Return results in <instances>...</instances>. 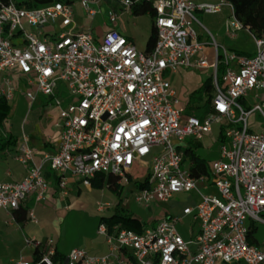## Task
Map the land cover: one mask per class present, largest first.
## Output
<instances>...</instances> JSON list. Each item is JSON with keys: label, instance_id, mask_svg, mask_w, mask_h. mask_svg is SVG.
I'll use <instances>...</instances> for the list:
<instances>
[{"label": "built area", "instance_id": "built-area-1", "mask_svg": "<svg viewBox=\"0 0 264 264\" xmlns=\"http://www.w3.org/2000/svg\"><path fill=\"white\" fill-rule=\"evenodd\" d=\"M99 1L78 0L89 20L99 12L91 4ZM139 1L120 3L129 9ZM147 1L156 31L150 51L138 50L114 27L101 35L89 26L74 30L71 3L0 1V98L9 102L16 92L30 100L46 96L59 109L60 129L57 150L37 162L22 135L14 157L26 174L0 181V209H18L31 193L43 201L52 184L47 172L62 190L69 177L90 187L98 175H111L146 208L194 192L198 202L184 206L181 215L166 214L140 232L100 222L96 232L108 251L92 255L75 247L66 264H264V240L251 244L247 237L251 222L264 223V38L243 26L228 0ZM223 7L231 12L225 22L231 37L243 28L253 36V56L219 45L209 31H203L206 41L200 40L194 13L214 14ZM107 16L116 22L115 12ZM177 68L210 71L212 95L203 118L184 114V103L165 78ZM252 113L262 118L256 131L248 120ZM213 125L223 136L217 156L206 173L193 176L186 141L202 142ZM209 188L216 194L201 191ZM188 216L199 227L186 240L177 224ZM30 220L36 222L32 214ZM52 242L47 240L34 260L20 258L17 264H55ZM26 244L41 245L29 239Z\"/></svg>", "mask_w": 264, "mask_h": 264}, {"label": "crops", "instance_id": "crops-1", "mask_svg": "<svg viewBox=\"0 0 264 264\" xmlns=\"http://www.w3.org/2000/svg\"><path fill=\"white\" fill-rule=\"evenodd\" d=\"M123 10L129 12L125 7ZM122 12H119L118 15ZM147 15L150 17V23L144 26L141 38H135L131 33H128L124 25L117 20L115 23L110 22L108 16L106 26L107 28H116L137 49L140 47L142 51H145L153 23V18L149 14ZM88 20L79 25L74 16V30L77 27L80 29L88 26ZM202 32L199 34L200 40L206 41V39H201L203 38L201 35L204 36ZM101 34L98 33V35ZM208 72V69L177 68L175 72L165 73V78L174 87L182 103L186 105L190 94L203 83L204 77L202 78L201 74L206 73L207 77ZM17 93L18 95L12 99L16 109L11 114V118L19 123L21 130L20 134L15 135L17 137L16 145L23 140L22 135H25L27 144L35 149L34 160L37 162L43 154H52L57 150L60 141V129L56 126L59 109L56 105L51 104L50 99L44 98L40 94L36 95L34 100H30L23 93ZM7 156L8 153L4 154V157L0 155V181H18L25 176L26 168L15 157L9 161ZM47 177L52 184L43 201H36L35 194L31 193L19 209L12 212L0 209V264H17L16 261L20 258L26 261L34 260L35 248L28 246L26 239L41 243L38 247L39 250H43V244L51 239L54 253L57 252L63 258L61 262L56 261L55 264H66L68 252L75 247L84 248L92 255H102L108 251L104 238L97 234L96 229L100 218L110 216L114 212L115 205L102 211L98 209L100 212L109 211V213L100 216L95 221L96 224L94 223L88 230L85 228L83 217L79 215L81 204L74 196V178L69 177L66 188L62 190L51 172H47ZM20 208L26 210L24 220H18V217L21 216ZM31 214L36 218V222L30 220ZM257 241L258 243L254 244L262 242L258 239ZM224 264L246 263L238 261Z\"/></svg>", "mask_w": 264, "mask_h": 264}, {"label": "rangeland", "instance_id": "rangeland-1", "mask_svg": "<svg viewBox=\"0 0 264 264\" xmlns=\"http://www.w3.org/2000/svg\"><path fill=\"white\" fill-rule=\"evenodd\" d=\"M15 3H24L29 0H13ZM67 1V0H62ZM71 2L73 6V11L75 13V20L79 22L78 24H82L87 21V17L83 12L81 6L79 5L78 0H68ZM210 1H218V0H210ZM31 6H33L31 4ZM92 7L97 9L99 12L93 17L90 21L88 20V26L91 28L92 32L95 34L103 33L106 26L107 13L109 10L115 12L117 15V21L124 25L128 33H131L135 38H141L145 25H149L150 17L147 14L143 15H133L129 12L123 10V6L120 3V0H100L97 3L91 4ZM123 11L118 15L119 12ZM231 12L227 7H223L220 12L214 14H205L200 11H196L194 15L199 20L200 24H194L193 27L198 34L200 32L209 31L215 37V40L219 45L224 46L229 50H236L238 52L243 53L247 56H253L255 53V42L253 36L245 29H241L235 32V36L231 37L227 31L225 22L231 18ZM78 25V26H79ZM79 27L75 28L78 30ZM203 33V32H202ZM204 34V33H203ZM203 38H208L207 35H201ZM138 50L142 51V48L138 47ZM198 70V69H194ZM202 78L210 77V71L206 77V73L201 74ZM172 78V76H171ZM18 93H15V97ZM41 95V94H40ZM43 96V95H41ZM47 98L46 96H43ZM68 94L63 93V98H67ZM188 103V102H187ZM205 99L203 98L200 101H191L189 104V108L184 109L185 115H195L199 118H203L208 110L209 104L206 105ZM10 105V114L5 119L3 123L2 132L8 134H20V125L14 119L11 118V114L15 112V102L9 101ZM54 105V103L52 104ZM28 108V107H27ZM34 109V107H33ZM249 123L253 124V128L259 130L262 125V118L258 113H252L249 117ZM219 134V126L213 125L212 131L205 135L202 140L203 146L198 150V152L208 158L212 159L216 153H218L217 147V137ZM1 157H4V154L8 153V160L11 161L16 155L17 145L10 146L8 148H4L0 150ZM148 158V157H147ZM74 178V196L78 199L81 204V211L79 215H81L85 221V228L88 230L94 225L95 221L104 214H108L109 211L100 212L98 211V205L106 204L109 207H113L118 204L119 208H125L127 210H131L137 217H139L142 221L153 222L156 224L157 219L162 218L164 215H181L182 209L184 206H193L198 202L199 196L194 193H185L180 192L173 196L171 201L168 202H153L150 204V207H142L133 201L132 191L128 186L119 185L120 189L118 192L109 189L106 185L103 187H86L81 183V179L79 177ZM203 193H215V189H201ZM107 206V207H108ZM255 224L258 228L255 232V237L260 241L264 240V223L259 221L251 222ZM96 224V223H95ZM199 227V223L193 222L190 216L185 217L182 222L177 224V230L182 235V237L186 240L190 239L191 234L195 233Z\"/></svg>", "mask_w": 264, "mask_h": 264}, {"label": "trees", "instance_id": "trees-1", "mask_svg": "<svg viewBox=\"0 0 264 264\" xmlns=\"http://www.w3.org/2000/svg\"><path fill=\"white\" fill-rule=\"evenodd\" d=\"M7 2V0H0ZM53 1H62V0H29L25 4L33 6H43L49 4ZM233 4L234 14L241 21L243 26L249 30V32L255 37L264 38V0H228ZM71 3L70 1H62ZM133 15H143L149 14L152 18L154 17V9L150 1L143 0L134 3L127 9ZM156 41V31L152 23L150 34L146 42L145 51H150L154 46ZM234 51V50H233ZM239 54L241 52L236 51ZM212 95V86H211V77H207L203 80V83L200 87L194 90L190 96L189 101L186 103L185 107L189 108L191 101H200L203 98L206 102H209ZM10 105L8 101L3 98H0V150L8 148L10 146L16 145L17 137L13 134H5L2 132V127L5 119L9 115ZM222 133L219 132L217 137V147H219L222 142ZM185 147V157L190 161V171L193 176H199L202 173H206L209 162L217 156V153L212 159H208L202 156L198 150L203 146V143L200 141H186ZM106 185L109 189L118 192L120 186L116 182V178L111 175H98L91 182V187H103ZM140 186V184H138ZM19 209V208H18ZM21 216L18 217V220L25 219V209H21ZM99 222H106L108 224L120 223L122 227L128 228L137 232H140L147 222L142 221L137 217L131 210L119 208L118 204L115 205L114 212L110 216H103L100 218ZM257 226L253 223L249 225L248 229V241L251 244L258 243L257 238L255 237V232L257 231ZM40 252L39 248H35L34 255L35 258L38 257ZM53 262L62 261V256L55 252L52 256Z\"/></svg>", "mask_w": 264, "mask_h": 264}]
</instances>
